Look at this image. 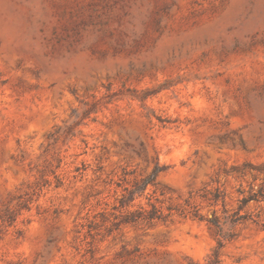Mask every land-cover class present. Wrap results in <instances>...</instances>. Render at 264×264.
I'll use <instances>...</instances> for the list:
<instances>
[{"label": "rangeland", "instance_id": "1", "mask_svg": "<svg viewBox=\"0 0 264 264\" xmlns=\"http://www.w3.org/2000/svg\"><path fill=\"white\" fill-rule=\"evenodd\" d=\"M262 182L264 0H0V264H264V201L187 213Z\"/></svg>", "mask_w": 264, "mask_h": 264}, {"label": "trees", "instance_id": "2", "mask_svg": "<svg viewBox=\"0 0 264 264\" xmlns=\"http://www.w3.org/2000/svg\"><path fill=\"white\" fill-rule=\"evenodd\" d=\"M243 165L248 166L247 163H244ZM165 169V165L159 164L157 161H155L148 175L140 178L137 181H134L131 188H123L125 193L119 200L120 206L132 205V201L137 196L142 195L149 184H154L157 174L161 171H164ZM237 191L239 197L236 200V207L229 212L224 208V193L222 190H219V188H215L212 192H209L210 197H208V200H210L209 205L211 206H215L218 203L221 204V215L216 214V209H212L211 215L209 217L203 216L199 212V209L195 206H192V209L187 212L191 217L205 221L210 228L214 229L216 234L219 236V246L222 244V239L231 238L234 235L232 233V229L236 225L242 224L252 219L250 212L243 211L246 205L251 201H264V182L260 183L256 188L250 184L246 192L242 189H238ZM148 205V208L139 206L134 210L127 211L123 217V221L136 222L141 220L145 222H152L154 220H165L169 216V214H162L153 203L148 202ZM179 214L183 215L184 212L180 211ZM207 264H218V259L215 253H213L211 258H209Z\"/></svg>", "mask_w": 264, "mask_h": 264}]
</instances>
